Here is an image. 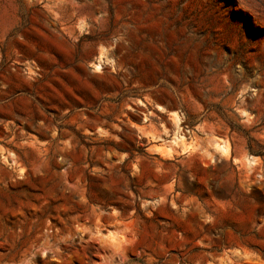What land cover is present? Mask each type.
Masks as SVG:
<instances>
[{"label":"rangeland","instance_id":"374dc122","mask_svg":"<svg viewBox=\"0 0 264 264\" xmlns=\"http://www.w3.org/2000/svg\"><path fill=\"white\" fill-rule=\"evenodd\" d=\"M0 264H264V0H0Z\"/></svg>","mask_w":264,"mask_h":264},{"label":"bare ground","instance_id":"6f19581e","mask_svg":"<svg viewBox=\"0 0 264 264\" xmlns=\"http://www.w3.org/2000/svg\"><path fill=\"white\" fill-rule=\"evenodd\" d=\"M220 150L223 151V153H229V150H230V147H229V144L226 143V144H223V145H220Z\"/></svg>","mask_w":264,"mask_h":264},{"label":"built area","instance_id":"2783aa9c","mask_svg":"<svg viewBox=\"0 0 264 264\" xmlns=\"http://www.w3.org/2000/svg\"><path fill=\"white\" fill-rule=\"evenodd\" d=\"M253 159V160H252ZM252 159L250 160V162L253 164V167H255V166H257L258 165V162H257V160H254V157H252ZM258 175H262V173L261 172H259L258 173Z\"/></svg>","mask_w":264,"mask_h":264}]
</instances>
